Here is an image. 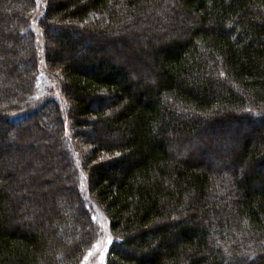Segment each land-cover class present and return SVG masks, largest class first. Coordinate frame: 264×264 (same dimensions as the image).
I'll return each mask as SVG.
<instances>
[{"label": "trees", "instance_id": "16d2710c", "mask_svg": "<svg viewBox=\"0 0 264 264\" xmlns=\"http://www.w3.org/2000/svg\"><path fill=\"white\" fill-rule=\"evenodd\" d=\"M85 180L105 264H264V0H0V264H83Z\"/></svg>", "mask_w": 264, "mask_h": 264}, {"label": "rangeland", "instance_id": "374dc122", "mask_svg": "<svg viewBox=\"0 0 264 264\" xmlns=\"http://www.w3.org/2000/svg\"><path fill=\"white\" fill-rule=\"evenodd\" d=\"M43 76H44V80L42 79L41 85L43 86L42 91H44V92L46 91L44 94H49L50 97L59 98V89H58V86L56 85V83L53 80L48 79L45 73H43ZM38 133L39 132H37V135H38ZM33 136L36 137V134L35 133L32 134L31 138ZM86 148H87L86 146L82 147L81 152H84L86 150ZM40 154L43 156L42 153H40ZM79 160H80V158H79ZM41 165H42L41 167H43V164H41ZM44 167L46 168L45 163H44ZM54 173L57 174V172H54ZM58 174H61V177H63L64 174H67V170H65V172H64V170L62 172H58ZM40 176H39V178H42V180L44 182H46L48 185L49 184L55 185L56 180H55L54 174L52 173V169L48 172L40 174ZM62 182H64L63 178H62ZM38 188L39 189H37L35 191L37 194L44 193L45 197H47L49 195L50 188L45 189V187L43 186V188H42L41 185H38ZM82 192H83L84 197L88 201V205H89V209L91 211L92 218H93L94 222H96V224H98L100 226L101 233H102L99 240L95 244V246H93L89 250L87 256L84 258L83 264H105L107 251H108L109 246L112 243V242L108 243V238L111 237V241L114 240V237H113L111 230H110L109 219H108V216L102 210V208L99 205H97L96 202L91 198V196L89 194L88 186L86 184V180L82 184ZM46 201L48 204H50V199L47 198ZM36 221H37L36 219H34L33 221H31L30 219H27V220L23 219L21 222L24 224H28L30 226H37L38 224L36 223Z\"/></svg>", "mask_w": 264, "mask_h": 264}, {"label": "snow or ice", "instance_id": "6c2138e0", "mask_svg": "<svg viewBox=\"0 0 264 264\" xmlns=\"http://www.w3.org/2000/svg\"><path fill=\"white\" fill-rule=\"evenodd\" d=\"M111 242H112V241H111V237H109V238H108V243H111Z\"/></svg>", "mask_w": 264, "mask_h": 264}]
</instances>
